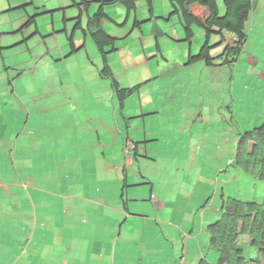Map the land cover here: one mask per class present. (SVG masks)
<instances>
[{"label":"crops","instance_id":"obj_1","mask_svg":"<svg viewBox=\"0 0 264 264\" xmlns=\"http://www.w3.org/2000/svg\"><path fill=\"white\" fill-rule=\"evenodd\" d=\"M191 9L198 16L209 13L198 4ZM225 37L234 42L232 34ZM223 46L212 50V55L221 53ZM190 48L189 56L194 53ZM181 50L180 57L187 60L174 63L179 75L176 83L171 77L173 101L184 72L188 73L185 83L193 82L197 68L221 77L216 71L220 65L204 60L189 63L186 47ZM56 96L61 99V94ZM37 100L0 108L5 116L0 119V152L7 162L1 171L7 178L12 175L7 183L0 181V264H200L203 259L218 264L208 227L222 216L223 201L231 197L226 191L229 183L240 184L241 174L233 166L240 132L235 140H227L229 147L236 141L235 149L227 152L224 147V153L213 152L212 159L208 150L200 156L188 155L179 180L181 167L175 162L163 165L161 149L149 146L158 135H150L146 128L142 134L125 111L121 114L126 136L119 134V122L115 130L105 131L103 117L97 124L89 121L92 130L82 133L78 119L68 118L67 110L74 112L68 101V107L50 104L38 109ZM8 104L2 101V106ZM212 109L207 105L193 109L194 119L205 120ZM53 114L60 118H48ZM186 115L191 116L188 108ZM219 120H227V114ZM72 131L77 134L71 136ZM209 137H198L197 142H212ZM128 143L134 147L126 151ZM201 181L204 187L215 188L208 202L195 198ZM250 253L251 262L245 264H257L252 262L256 251L251 248Z\"/></svg>","mask_w":264,"mask_h":264},{"label":"rangeland","instance_id":"obj_2","mask_svg":"<svg viewBox=\"0 0 264 264\" xmlns=\"http://www.w3.org/2000/svg\"><path fill=\"white\" fill-rule=\"evenodd\" d=\"M103 1L107 0H0V108L11 109L10 103L17 101L22 107L33 98L38 99V109L50 104L66 105L68 101L74 110L73 113L67 110L68 118L78 119L82 124L80 132L84 133L86 128L92 130L88 126L92 119L94 124L103 119L108 133L115 130L119 122V134L123 136L127 128L121 112L125 111L142 134L146 128L150 135H158L149 146L161 149L163 157L159 162L163 161V165L175 162L181 167L179 180L188 155L197 152L200 156L208 150L212 159L213 152L219 154L227 148V152L235 149L236 141L229 147L227 140L238 138V132L241 134L264 123V0H253V11L245 29L247 39L242 51L234 55L236 61L221 64L218 58L214 60L220 65L216 71L221 77L213 70L203 72L202 68H197L193 82L185 83L188 73L184 72V82L175 84L178 87L174 101L172 84L179 75L174 63L176 60L186 63L187 59L180 57L183 46L188 56L191 46L194 47L191 55L198 54L207 42L206 31L194 26L195 36L186 42L180 17L173 13L169 0H152V7L141 0L133 11L121 4L104 5ZM217 2L220 14L224 15V0ZM103 8L106 14L102 19L103 29L116 38L113 45L105 46L108 65L120 87L139 85V90L125 100V106L117 109L114 107V103L119 104L117 96L112 101V79L102 75L104 60L89 31V19ZM135 20L140 26L135 25ZM78 22L85 32L76 28ZM222 39L221 34L213 33L210 44ZM227 39L229 43L231 40ZM73 42L77 48L74 52ZM148 45L151 47L145 49ZM14 89L18 91L14 93ZM57 94H61L60 100ZM2 101L9 104L2 106ZM203 105L213 108L212 116H206L203 121L194 119L193 109ZM187 108L191 116L185 117ZM224 114L227 120H219ZM50 115L48 118L54 121L60 118ZM3 118L4 114H0V119ZM76 134L72 131L71 136ZM207 136L212 142H197L198 137L206 139ZM221 143L225 146H220ZM6 163L0 152V181L5 183L12 176L7 178L2 174L1 167ZM233 166L241 176L239 185L233 181L227 186L231 198L264 201V182L237 170L236 158ZM189 176L191 179L192 175ZM195 178L198 180L200 176L196 174ZM204 185L201 181L195 198L208 202L215 196V188ZM208 191L210 196L205 201ZM217 191L216 201L219 202L222 186ZM245 254L251 257L247 245Z\"/></svg>","mask_w":264,"mask_h":264},{"label":"trees","instance_id":"obj_3","mask_svg":"<svg viewBox=\"0 0 264 264\" xmlns=\"http://www.w3.org/2000/svg\"><path fill=\"white\" fill-rule=\"evenodd\" d=\"M139 1L141 0H107L103 1V4H121L129 11H133ZM145 1L152 7V0ZM169 2L174 8L173 13L180 17L187 42L195 36L194 26L202 27L207 34V42L197 55L189 56V63L204 60L209 64H214L216 58L221 64L236 61V56L242 51L247 39L245 29L253 11V0H224V15L220 14L217 0H169ZM194 4L207 7L209 14L204 17L195 15L190 9ZM104 17L106 14L103 8L89 19V31L104 60L102 75L112 79L114 94L117 96L120 107H124L125 100L139 90V85L122 88L114 77L108 65L105 46L113 45L116 38L107 34L103 29L102 19ZM32 21L33 19L29 20L26 25ZM135 25L140 26V22L135 20ZM76 28L85 32L79 22ZM213 33L221 34L223 39L211 45L210 37ZM227 33L235 36V42L224 45L223 52L218 55H212V50L222 46L226 41L225 34ZM72 47L75 50L73 43ZM236 160L242 171L264 182V123L241 133L237 142ZM208 231L210 247L219 254L218 264H245L248 258L245 254L243 240H247V246L257 253V258L252 262L261 263L264 260V201L260 203L231 197L224 199L222 216L208 227ZM200 264L211 263L203 259Z\"/></svg>","mask_w":264,"mask_h":264},{"label":"clouds","instance_id":"obj_4","mask_svg":"<svg viewBox=\"0 0 264 264\" xmlns=\"http://www.w3.org/2000/svg\"><path fill=\"white\" fill-rule=\"evenodd\" d=\"M194 5H196V4H194ZM198 5H200V4H198ZM193 6V5H192ZM191 6V7H192ZM202 6V5H201ZM191 7H190V9H191ZM205 7V6H204ZM207 8V7H206ZM191 11H192V9H191ZM193 12V11H192ZM194 13V12H193ZM195 14V13H194ZM209 14V13H208ZM207 14V15H208ZM195 15H197V14H195ZM207 15H205V16H207ZM198 16V15H197ZM199 17H204V16H199ZM217 30H219L218 28H217ZM226 35V34H225ZM226 38V41L223 43V45H226V44H228V39H227V37H225ZM235 40H236V38H235ZM235 40H234V42H235ZM233 41H231V42H229V43H232ZM73 44H74V42H73ZM222 45V46H223ZM74 47H75V44H74ZM224 47V46H223ZM77 50V48L75 47V50H73V52L74 51H76ZM134 147V144L133 143H128L127 144V146H126V151H129V149H132Z\"/></svg>","mask_w":264,"mask_h":264}]
</instances>
